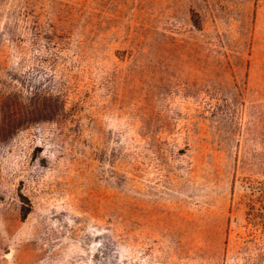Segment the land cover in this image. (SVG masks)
Segmentation results:
<instances>
[{
    "label": "rangeland",
    "instance_id": "rangeland-1",
    "mask_svg": "<svg viewBox=\"0 0 264 264\" xmlns=\"http://www.w3.org/2000/svg\"><path fill=\"white\" fill-rule=\"evenodd\" d=\"M0 264H264V0H0Z\"/></svg>",
    "mask_w": 264,
    "mask_h": 264
},
{
    "label": "trees",
    "instance_id": "trees-1",
    "mask_svg": "<svg viewBox=\"0 0 264 264\" xmlns=\"http://www.w3.org/2000/svg\"><path fill=\"white\" fill-rule=\"evenodd\" d=\"M31 208L28 207V208H25L24 211H23V217L27 216V214L30 212Z\"/></svg>",
    "mask_w": 264,
    "mask_h": 264
}]
</instances>
